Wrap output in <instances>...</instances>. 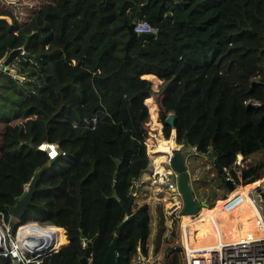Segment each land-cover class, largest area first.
Listing matches in <instances>:
<instances>
[{"label": "trees", "instance_id": "16d2710c", "mask_svg": "<svg viewBox=\"0 0 264 264\" xmlns=\"http://www.w3.org/2000/svg\"><path fill=\"white\" fill-rule=\"evenodd\" d=\"M138 19L155 37L133 36L124 57L126 25ZM26 35L8 65L25 66L27 81L0 80V211L7 216L46 164L32 204L11 223L64 229L65 240L59 236L62 243L40 264H80L87 243L90 264H101L127 202L114 264H133L136 246L146 254L150 228L131 194L149 163L145 100L152 88L145 75L159 80L156 118L164 137L170 127L163 120L173 112L178 144L223 169L237 152L250 157L243 183L264 174V0H42L23 20L0 4V60ZM169 140L157 138V148ZM44 141L55 145L54 157L37 148ZM155 209L153 254L174 235V224L163 235L161 206ZM169 249L150 264H177ZM9 262L0 255V264Z\"/></svg>", "mask_w": 264, "mask_h": 264}, {"label": "built area", "instance_id": "2783aa9c", "mask_svg": "<svg viewBox=\"0 0 264 264\" xmlns=\"http://www.w3.org/2000/svg\"><path fill=\"white\" fill-rule=\"evenodd\" d=\"M132 24V30L136 34L156 32L146 20L138 19ZM94 122L92 118V125ZM171 130L173 135L169 137L173 145L169 146L168 150L158 151L161 149L157 148V138L166 140L168 136L164 137L161 132H149V138L154 140L145 147V151L150 162H158L157 165L151 166L150 183L157 193L162 194L158 197L156 193L155 197L161 206L164 219L163 235L169 236V229L174 224L171 247H179L180 264H264V199L260 196V192L264 193V174L255 176L248 183H243L242 169L248 159L239 152L235 153L231 167L222 168L223 177L233 187L210 207L213 211L207 216L212 227L211 231L204 233L195 244L192 242L189 244L187 228L197 222L199 212L204 207H199L193 214L181 213L182 200L176 188L177 173L170 166L171 155L176 150L180 151V144L175 141L174 130L172 128ZM37 148L44 151L49 158L54 157L58 152L53 143L46 141L40 143ZM59 153L63 154V151ZM159 155L162 158L156 159ZM237 187L239 189L234 190ZM16 221L17 219L9 212L5 217L0 211V255H9V263L15 259L17 264H40L42 257L55 252L61 244L58 239L61 231L64 234L63 229L36 221L19 223L14 229L10 228L9 223ZM197 223L203 224L202 221ZM25 234L38 236L39 239L35 243L44 241L46 245L32 248L34 242L28 244L21 240ZM157 260L154 254L148 251L145 255L141 254L138 246L135 247V252L130 258L133 264H150ZM86 264H90V256L86 258Z\"/></svg>", "mask_w": 264, "mask_h": 264}, {"label": "rangeland", "instance_id": "374dc122", "mask_svg": "<svg viewBox=\"0 0 264 264\" xmlns=\"http://www.w3.org/2000/svg\"><path fill=\"white\" fill-rule=\"evenodd\" d=\"M40 1L42 0H0V4H5V5L10 6V10L15 13L16 18L19 20H23L28 15L30 10L34 8V6L38 4V2ZM6 20H8V18H6ZM23 67H22V64H20L17 60H15L12 63H10V65H7L6 68H2L1 60H0V80L4 79L5 82L9 84H10L9 80L15 83H18V84H23L24 82L27 81V77H26L27 69ZM16 74H18V76H16ZM147 79L150 81L152 93H151V96H149L147 100H145V103L147 106L149 117H152V118L151 119L149 118V122H148L149 130H148V135L145 139V147L150 145L151 142H153L154 140V139L149 138V132H155V133L161 132L160 123L159 121H157V118H156V103H155L159 80L155 78L154 76L147 78ZM153 116L155 118L157 125H153V121H154ZM171 135H173V131L170 129L168 137ZM169 143L173 145L172 139L169 140ZM168 145L170 146V144ZM179 148H180V152L183 157V160H184L185 168L188 172V183H189V186H190L195 202L204 201L205 203L204 208H207L209 205L211 206L215 205L225 194L231 191L227 188L226 184L224 183V181L222 180V178L220 177L219 173L216 171L214 166H212L211 160L208 158L207 155L196 153L192 148L187 147V146H182V147L180 146ZM247 159L250 161V157H247ZM157 164L158 162H156L154 165H157ZM146 169L144 171H147ZM262 172H264V169L262 170ZM134 185H135L134 186L135 188L131 190V192L134 191L136 193V196L135 194H133V192L131 193L133 196H135L133 200L134 207L135 208L139 207V209L141 207L140 212L141 214H143L145 222L149 225L150 231H149V235L147 236V244L151 241L150 247L152 250V248L155 247L156 245V230L158 227V222H157L158 214L156 213V209H155L158 202L154 195L158 194V197H161L162 194L157 193L156 190L153 189V186L151 183L149 185L150 189L147 188L145 190L140 187H138V190H137V184H134ZM152 192L154 193V195L152 194ZM137 195L139 199L135 201V199L137 198ZM244 225L246 224L244 223ZM198 226H201V225H198ZM9 227L12 228L11 223H9ZM196 227L197 226H195V228ZM195 235H197V233H195ZM171 237L173 238L174 235H171L169 239L167 240H162L159 242L158 253H160V255L162 256V257L161 256L159 257L162 260H163V254L165 252H171L172 254L173 250L171 251L169 249L172 244V240H173ZM60 238L63 242L62 233H60ZM190 240H193V239L191 238ZM205 241H208V240H205ZM173 254L176 256L177 264H180V259L178 258L179 251L174 250ZM131 258H132V255H131Z\"/></svg>", "mask_w": 264, "mask_h": 264}, {"label": "water", "instance_id": "95a60500", "mask_svg": "<svg viewBox=\"0 0 264 264\" xmlns=\"http://www.w3.org/2000/svg\"><path fill=\"white\" fill-rule=\"evenodd\" d=\"M132 26H133L132 22H130L126 25L128 37H127V39L123 45L124 57L128 56L127 55V44L133 36H138V37H142V38L155 37L154 34L150 33V32L149 33H137L136 34L133 32ZM27 38H28V35L25 36L24 42H23L21 47L12 49L2 59L1 64L4 67H6V65H8L10 59L16 53H21L20 51L24 47ZM174 121H175V114L173 112H168L166 114L164 120H163V123L168 125L170 128H173ZM180 146H181V144H180ZM211 162H212V165L214 166V168L216 169V171L219 173L222 180L224 181V183L226 184L227 188L229 190H231L233 186L227 179H225L223 177L222 167L220 166V164L216 161V159L214 157L211 159ZM170 166L177 173L176 188H177V190L180 194L181 200H182L181 213L182 214H193L195 211L198 210L199 207H204L205 206L204 201H199V202L194 201V197H193V194L191 192V189H190V186L188 183V172L185 168L184 160H183V157H182L180 151L176 150L172 153L171 158H170ZM45 167H46V164H42L41 166H39L34 171V173L30 176L29 180L25 184V188H24L22 194L14 200V203L12 205H10L8 207V212L15 219H17V220L20 219V217L24 213L26 207L28 205L32 204L31 196H32V193L35 189V183H36L39 175L41 174V172L45 169ZM256 189L258 190V188H256ZM113 196L116 197L114 193H113ZM260 196L264 199V193L263 192H260ZM124 207H125V215L126 216L115 228V234L107 246V249L103 255V259H102L101 264H114V256H115L114 249L116 246V236L119 234V230H120V227L122 226V224L130 216L129 202L124 203ZM263 216H264V211H263ZM44 245H46V243H44V241H41L40 243L33 244L32 248L37 247V246H44ZM26 246H27V244H26ZM173 249L176 251H179V247H174ZM47 252H48V250H47ZM88 256H89V245L87 243L86 246L84 247L83 254L79 258L80 264H86V258ZM9 264H17V262L15 259H12L11 263H9Z\"/></svg>", "mask_w": 264, "mask_h": 264}, {"label": "crops", "instance_id": "0c3cea01", "mask_svg": "<svg viewBox=\"0 0 264 264\" xmlns=\"http://www.w3.org/2000/svg\"><path fill=\"white\" fill-rule=\"evenodd\" d=\"M145 77L146 78H150V77H152V75H150V74H148V75H145ZM157 81V80H156ZM158 82V81H157ZM171 139V138H170ZM149 162H150V160H149ZM156 163V161H151L150 162V164L148 163V167H147V171H144V172H141L138 176H137V178H136V184H137V190H138V187H140V188H142V189H150V187H149V185H150V169L152 168L151 166L153 165L154 166V164ZM153 168H155V167H153ZM149 174V175H148ZM132 184L133 183H129V185H128V189H130V187L132 186ZM133 192V194H135V196H136V193L134 192V191H132ZM151 193V192H150ZM149 193V194H150ZM152 194L154 195V193L152 192ZM155 196V195H154ZM139 199V197H138V195H137V198L135 199V201L136 200H138ZM139 204V203H138ZM203 209H205V211H206V213H207V216L208 215H210L212 212L211 211H213V209H208V207L207 208H203ZM202 210V209H201ZM201 212V211H200ZM200 212H199V214H200ZM197 221H202V225L201 226H198V223L196 222L195 224H191V225H189V227L187 228V230L188 229H190V231H191V233L190 234H192V239L194 240V239H198L201 235H202V232H201V229H203V228H207V229H209V230H211V227L209 226V219L208 218H203V219H201V220H197ZM48 225V224H47ZM195 226H197L196 228H195ZM62 229V228H61ZM64 230V229H63ZM195 233H197V235H195ZM62 237H63V233H62ZM64 240H65V236H64ZM63 240V241H64ZM195 241V240H194ZM151 242V241H150ZM150 242L147 244V251L148 252H150V253H153L152 252V250H151V247H150ZM60 243H62L61 241H60ZM161 255H160V253H156V254H154V257L155 258H157V259H161V258H159ZM162 257V256H161ZM33 264V263H32Z\"/></svg>", "mask_w": 264, "mask_h": 264}, {"label": "bare ground", "instance_id": "6f19581e", "mask_svg": "<svg viewBox=\"0 0 264 264\" xmlns=\"http://www.w3.org/2000/svg\"><path fill=\"white\" fill-rule=\"evenodd\" d=\"M168 144H170V146L172 145L171 143H169L168 142ZM168 144H166V145H160L159 147H158V149H161V151H166V150H168V147H169V145ZM235 189H239L238 187L237 188H234V190ZM233 191V190H232ZM203 218H207V213H206V211H205V209H202L201 210V212H200V214H199V217H198V219L197 220H201V219H203ZM198 222V221H197ZM209 224H210V222H209ZM210 227H211V225H210ZM212 228V227H211ZM187 236H188V239H187V241H188V243L189 244H191V242L193 243V244H195V241L194 240H190L192 237V234H190V230L188 229L187 230ZM38 236H36V235H33V234H25V235H23L22 237H21V240L22 241H24L25 243H28V244H30V243H35V241H38Z\"/></svg>", "mask_w": 264, "mask_h": 264}, {"label": "clouds", "instance_id": "9594fccd", "mask_svg": "<svg viewBox=\"0 0 264 264\" xmlns=\"http://www.w3.org/2000/svg\"><path fill=\"white\" fill-rule=\"evenodd\" d=\"M171 129V128H170ZM173 129V128H172ZM174 130V129H173Z\"/></svg>", "mask_w": 264, "mask_h": 264}]
</instances>
